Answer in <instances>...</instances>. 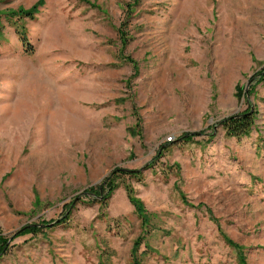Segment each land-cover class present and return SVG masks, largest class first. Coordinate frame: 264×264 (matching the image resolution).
I'll return each mask as SVG.
<instances>
[{
  "label": "rangeland",
  "instance_id": "374dc122",
  "mask_svg": "<svg viewBox=\"0 0 264 264\" xmlns=\"http://www.w3.org/2000/svg\"><path fill=\"white\" fill-rule=\"evenodd\" d=\"M43 2L0 41V264H264V0Z\"/></svg>",
  "mask_w": 264,
  "mask_h": 264
},
{
  "label": "trees",
  "instance_id": "16d2710c",
  "mask_svg": "<svg viewBox=\"0 0 264 264\" xmlns=\"http://www.w3.org/2000/svg\"><path fill=\"white\" fill-rule=\"evenodd\" d=\"M44 2L43 0H39L35 5H33L29 9H24L22 7H19L17 9H6L0 11V41L4 38V28H5V22L8 23L9 26L14 27L15 33L19 39V41L25 46L26 49L30 48V43L27 38V28L25 25V20H33L35 19L36 15L39 12V8L43 6ZM31 51V50H30ZM255 120V114L254 112H251L248 110V108L242 110L239 113H236L234 115L228 116L224 118L221 122L222 127L225 129L226 135L230 137H236L239 138L241 136H248L251 128L254 124ZM191 135L193 134H182L180 136V139H185L186 141L191 139ZM120 174H126L131 177H136L137 172L132 170H126V169H118L115 172L114 179H109L107 182V189H109V193L112 192L115 187H117L118 182L117 179ZM114 175V174H113ZM125 190L127 192V196L129 201L134 205L135 210L137 212V215L141 219L142 225H145L148 221V214L145 211V207L142 203V201L139 198H136L134 195V190L132 186L129 183H126L124 185ZM38 227L28 228L24 230V233H36L38 232ZM224 240L232 247H234L238 254V260L239 264H247L245 261L244 253H243V247L231 240L229 237H227L225 234H223ZM7 240L0 234V254L7 249L6 246ZM137 244L133 247L132 250V263L131 264H140L139 258H138V245L139 241H136Z\"/></svg>",
  "mask_w": 264,
  "mask_h": 264
},
{
  "label": "built area",
  "instance_id": "2783aa9c",
  "mask_svg": "<svg viewBox=\"0 0 264 264\" xmlns=\"http://www.w3.org/2000/svg\"><path fill=\"white\" fill-rule=\"evenodd\" d=\"M170 139H171V137H170Z\"/></svg>",
  "mask_w": 264,
  "mask_h": 264
}]
</instances>
